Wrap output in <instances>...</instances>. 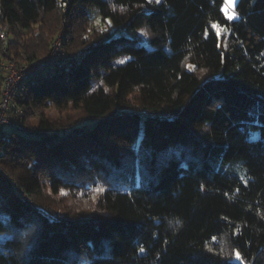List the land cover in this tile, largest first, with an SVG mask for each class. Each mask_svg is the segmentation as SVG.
Masks as SVG:
<instances>
[{
	"label": "trees",
	"instance_id": "1",
	"mask_svg": "<svg viewBox=\"0 0 264 264\" xmlns=\"http://www.w3.org/2000/svg\"><path fill=\"white\" fill-rule=\"evenodd\" d=\"M223 1L0 0L20 61L63 23L0 127V264H264V0Z\"/></svg>",
	"mask_w": 264,
	"mask_h": 264
},
{
	"label": "built area",
	"instance_id": "2",
	"mask_svg": "<svg viewBox=\"0 0 264 264\" xmlns=\"http://www.w3.org/2000/svg\"><path fill=\"white\" fill-rule=\"evenodd\" d=\"M6 25L0 29V127L4 124L18 125L16 116L20 109L12 101V94L18 84L25 79L44 71L58 57V47L40 58L20 61L8 53Z\"/></svg>",
	"mask_w": 264,
	"mask_h": 264
},
{
	"label": "rangeland",
	"instance_id": "3",
	"mask_svg": "<svg viewBox=\"0 0 264 264\" xmlns=\"http://www.w3.org/2000/svg\"><path fill=\"white\" fill-rule=\"evenodd\" d=\"M66 1H68V0H63V2H66ZM236 2H237V0H234V4L226 5L225 0L223 1V11L226 8L227 13L229 15H233L235 18L238 16L237 12L235 10ZM85 7L89 10L90 15H91V19L94 21V23L91 22L92 26L98 25V24L106 25V24L110 23V20L108 18H106L105 20L102 19L101 15L99 14L98 9H97V7L95 5L89 4V5H85ZM219 31H220V35H219L220 37L222 36V34H224V33L226 34L228 32L227 25H219ZM62 32H63V23L60 26V28L57 31V33H55L54 37L52 38L48 51H46V53H44L43 55H41L39 57H36V58H40L42 56H45V55L49 54L51 52V50L53 49L54 45L57 46L58 49H59V45L61 43ZM111 32L115 33V34H126L127 33L126 29L124 28V25H116V26L112 27L111 28ZM47 114L52 116V117H59V116H63V115L65 116V113L60 114L59 111H57V110H55L53 108L48 109L47 110ZM69 201L71 203V205H68L69 208L72 209V208H75L77 206V204L74 205L75 203L71 202V200H69Z\"/></svg>",
	"mask_w": 264,
	"mask_h": 264
},
{
	"label": "snow or ice",
	"instance_id": "4",
	"mask_svg": "<svg viewBox=\"0 0 264 264\" xmlns=\"http://www.w3.org/2000/svg\"><path fill=\"white\" fill-rule=\"evenodd\" d=\"M156 2H157V3H160V0H156ZM225 2H226V5H232V4H234V0H225ZM149 3H151V0H149ZM224 13H225V17H226V19H228V20H233V19H235V17H234L233 15H229V14L227 13L226 8L224 9ZM213 27H216V28H217L216 35L219 36V35H220L219 25H214ZM254 138H255V137H254ZM140 250L143 251L144 249H140ZM236 259H238V260L241 259V256H240V253H239V252L236 253Z\"/></svg>",
	"mask_w": 264,
	"mask_h": 264
}]
</instances>
